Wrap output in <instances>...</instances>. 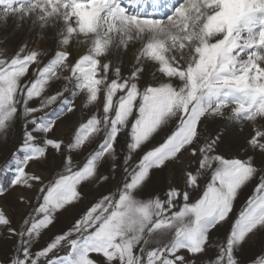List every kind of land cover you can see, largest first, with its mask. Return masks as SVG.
Returning <instances> with one entry per match:
<instances>
[{
    "label": "snow or ice",
    "instance_id": "obj_1",
    "mask_svg": "<svg viewBox=\"0 0 264 264\" xmlns=\"http://www.w3.org/2000/svg\"><path fill=\"white\" fill-rule=\"evenodd\" d=\"M0 11L5 21L12 16L50 30L58 45L47 62L27 42L10 57L0 50V130L24 121L10 184L40 185L35 205L21 197L30 211L19 229L0 207V226L18 238L0 264H264V254L245 260L241 252L249 238L264 234V160L226 158L219 153L223 133L206 131L209 119L226 111L230 123L264 120V0H0ZM74 43L87 44L85 54L73 57ZM136 45L134 70L122 76L121 57ZM145 61L155 70L142 84ZM61 79L66 83L57 87ZM78 93L86 94L85 108L103 97L102 115L81 121L65 143L51 134L77 110ZM101 132L102 141L74 169L73 150ZM248 144L264 156V127H253ZM49 149L64 156L63 172L45 183L30 166L47 160ZM118 151L126 153L122 184L34 251L56 213L82 199L84 183L110 181L98 170ZM185 154L192 160L183 189L171 186L163 198L138 195L156 170L183 164ZM253 180L233 218L234 202ZM5 191L0 185V195ZM61 248L67 251L59 254Z\"/></svg>",
    "mask_w": 264,
    "mask_h": 264
},
{
    "label": "rangeland",
    "instance_id": "obj_2",
    "mask_svg": "<svg viewBox=\"0 0 264 264\" xmlns=\"http://www.w3.org/2000/svg\"><path fill=\"white\" fill-rule=\"evenodd\" d=\"M2 11H0V16H2ZM0 23H4L3 19H0ZM41 38H40V37ZM29 37H33L31 34ZM42 34H39L36 39L37 41H41ZM44 39V38H43ZM46 41L49 42L50 47L49 50L44 51L45 55L43 56V61L47 62L48 59L58 50L56 47V37L52 34L48 36ZM5 41V42H4ZM52 43V44H51ZM6 42L5 38H0V50H4V55L10 57L15 54L20 46L13 45L9 46ZM140 45H136L134 47H130L127 53L123 54L121 57L123 63L121 67V75L122 76H129L130 73L134 70L133 64L135 62V58L140 51ZM88 45L87 44H80L76 48H72L73 57L78 58L80 55L85 54L87 51ZM130 53V54H129ZM126 56V57H125ZM129 60H128V59ZM114 63L116 61L115 57H112ZM126 61V62H125ZM146 70L142 77L141 83L147 84L151 82L152 77L149 78L150 73V66L148 62L145 61ZM30 75H34L30 69ZM61 75H67L66 72H62ZM112 73L109 72V78H112ZM145 78V79H144ZM66 83L62 79L57 81L58 84ZM56 85V86H57ZM72 85H69V89L71 91ZM70 95L69 93H65V96ZM86 100L85 93H78L74 103L77 107V110L72 114H65L60 121L57 122V126L54 128L53 133L51 134L54 137H61L64 139L65 143L68 142L69 139L73 136V129H75L78 124L87 119L93 113L97 115H102V104H103V97H101L98 102H96V106H89L87 108L83 107V104ZM53 108L56 105L52 106ZM99 109V110H98ZM48 111H51L49 109ZM42 114V113H41ZM229 124V125H228ZM240 124V125H239ZM238 124V128L235 129V132L232 131L231 126L233 123L227 121L225 117L222 118H210L208 125L206 127V131L211 133H215L220 131L223 133L221 136V143L219 145V153L226 158H240L245 159L247 156H254L257 161L264 160V156L261 155L259 150L253 149L249 144L248 140L252 135L253 127H264V120L257 119L254 124L253 122L244 120ZM167 131V130H166ZM24 133V121L17 120L14 126L9 127L6 130H0V185L6 188V191L3 195H0V207H2L6 213L8 214L9 218L12 221L13 227L17 229L20 228L22 221L25 217V214L30 211V208L27 204H25L21 197L26 199H32L37 195L36 189L40 187L39 184H36L33 188L29 189L26 186L17 185L11 186L10 182L14 178L15 173V162L13 160V153L17 151L20 147L22 142V137ZM165 135V133H161L160 137H157L156 141L153 143H157L161 140V138ZM103 132L98 135H95L92 142L86 144L84 148L81 150H73L71 153L73 168L82 166L83 163L86 161L88 154L95 150L98 144L102 141ZM123 144V142H121ZM50 155L48 156L47 160L40 164H31V170L36 174L41 175L45 183H48L50 180H53L57 177L60 173L63 172L61 167L62 162L64 161V156L59 153L53 152L49 149ZM125 151H118L116 154V159L113 160L110 156H106L104 162L101 164L99 168V173H103L105 175H110L111 179L108 182H101L99 180H93L88 183H84L82 185V192L85 189H89L87 192V196L83 193V197L79 202L74 203L72 206L66 208V210H61L56 213V219L53 225L49 226L47 229L43 230L41 236L33 243V250L38 251L46 246V243L49 242L56 234L60 233L62 230H67L73 222L79 217V215L99 196L102 194H106L109 189L113 192L122 184L125 173L122 171V160L125 155ZM139 154L137 153V156ZM188 155V154H187ZM137 156H134L133 159H136ZM189 156V155H188ZM190 157V156H189ZM192 160V157L189 158L186 166L182 164H170L167 168L162 170H156V172H160V174L164 173V178L158 184V189L163 190L165 194L169 188L168 186H176L180 189L185 187V175L184 170L188 166L189 161ZM54 164V165H52ZM116 164L117 167L115 169L112 168V165ZM54 166V167H52ZM193 167H195V161H193ZM257 181L253 180L247 184L246 187H243L240 191L237 200L234 202L233 212L230 213V216L235 218L238 215L239 211L245 206V202L247 198L253 193V189L255 183ZM161 183V184H160ZM203 183V181H201ZM163 184V185H162ZM167 188V189H166ZM87 191V190H86ZM85 192V191H84ZM96 194V195H95ZM96 198H94V196ZM138 195H141L138 193ZM201 195L200 189H197L191 192V199L194 201ZM164 195L161 196L163 198ZM195 198V199H194ZM32 204L35 205V199H32ZM84 207L81 212L75 217L73 216L74 208L76 205H80ZM70 214H69V211ZM62 211L64 213H62ZM67 211V212H66ZM59 212L62 214H59ZM66 213V214H65ZM61 215L60 217L58 216ZM65 214V215H64ZM65 217H64V216ZM70 215V216H69ZM59 217V218H58ZM74 217V218H73ZM63 220L67 221L69 225L60 226ZM59 224V227H57ZM230 225L225 223L223 227L220 229L218 233V237L222 238L224 234L229 230ZM259 235V234H258ZM251 237L248 241L244 244L243 248L241 249L242 255L245 260H255L259 258L261 255L255 256H247L246 257V247L249 243H251L254 238ZM18 243V238L14 235H10L7 231V228L4 226H0V248L4 251V259L14 254L16 251ZM259 247L262 248L260 250V254H264V234H261L259 238ZM259 248V249H260ZM59 254H63L67 251L66 248H61L58 250ZM258 252V253H259ZM51 255V254H50ZM3 260V257L0 255V260Z\"/></svg>",
    "mask_w": 264,
    "mask_h": 264
},
{
    "label": "bare ground",
    "instance_id": "obj_3",
    "mask_svg": "<svg viewBox=\"0 0 264 264\" xmlns=\"http://www.w3.org/2000/svg\"><path fill=\"white\" fill-rule=\"evenodd\" d=\"M30 34L33 37H29ZM39 34H42L44 36V37H42L41 41H37L38 39H36ZM51 35H52V32L50 30L41 31L38 27H35V28L32 27L30 20L29 21L20 22V21H18V19L16 17L9 16L6 21L4 20V23H0V38L1 37L5 38V40H6V42L8 43L9 46H13V45H15V47H16V45L21 46L22 44L27 42L29 47L36 48V49L42 50L44 52L46 50H49V48H51L50 45H49L50 43L46 41L47 39H45V38H48V36H51ZM80 44H82V43H74L70 50H72V48L74 49V48L78 47ZM56 47L58 48V45ZM150 68L151 69H150V73H149L150 74L149 78L152 77L151 72L155 70L154 66H151ZM60 85L61 84H58L57 87H59ZM226 116H227V111L225 113V118H226ZM239 123L240 122L233 123V125L231 126L233 132H235V129L239 127L238 126ZM189 158L190 157L187 154L184 155V157H183L184 163L182 164L183 166H186ZM52 165H54V164H52ZM52 167H54V166H52ZM163 178H164V173L160 174V172H156L155 171L154 175L152 176V179L148 182L147 186L143 189V192L140 193V194L144 195L145 197L151 196L153 193H157L160 196L164 195L163 194L164 191L161 190V189L160 190L158 189V184H159V182L162 181ZM166 187L170 188L171 185L169 187L168 184H167ZM84 191H83V193L85 194V196H87V192L89 191V189H85ZM94 198H96V197L94 196ZM83 208L84 207L82 206V204L76 205L75 208H74L73 216L75 217L76 215H78L79 212H81V210ZM62 213H64V212L62 211ZM59 214H61V213L59 212ZM59 214H58V216L60 217L62 214L61 215H59ZM69 214H70V211H69ZM69 223L67 221L63 220V222H62V224L60 226L62 227V226L67 225V224L69 225ZM57 227H59V224H58ZM260 237H261V234L256 235L254 240L247 245V247H246V257L247 256H252V255L257 257V255H261L259 251L262 250V248L259 247V243H258ZM4 253L5 252L2 251L1 248H0V255H1V257H3V259L5 257ZM208 255H209V257H211L213 255V252L210 251ZM202 264H203V258H202Z\"/></svg>",
    "mask_w": 264,
    "mask_h": 264
}]
</instances>
